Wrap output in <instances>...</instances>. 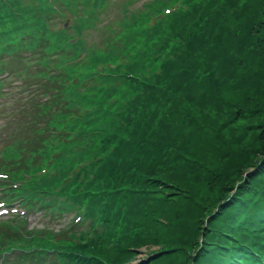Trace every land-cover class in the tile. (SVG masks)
<instances>
[{
	"label": "trees",
	"instance_id": "1",
	"mask_svg": "<svg viewBox=\"0 0 264 264\" xmlns=\"http://www.w3.org/2000/svg\"><path fill=\"white\" fill-rule=\"evenodd\" d=\"M224 4L233 6L223 2L222 5ZM208 15L207 12L200 14L201 26L208 21ZM254 15L259 16L257 13ZM251 17L252 14L248 17V25L239 22L236 26L233 21H228L229 17L216 26V18H213L195 36L192 34L190 40L184 39L188 43L184 47L182 45V54L175 56L169 71L164 70L161 79L157 77L153 82L142 83L145 92H150L146 96L144 107H150L153 114H156L162 104V95L159 93L167 96L166 99L171 103L168 107L174 102L173 94L181 96L182 100L172 105L171 117L158 125V132L151 133L155 141L144 162V170L135 178L128 197V201L137 202L143 195V199L149 204L147 206H151L148 230L135 241V246L140 243L144 246L154 244L158 246L159 254L141 264H184L197 246L201 247L196 260L193 259L194 264H235L230 242L237 240L236 236L243 232L245 223L253 220L258 222L255 225H259L262 224L260 219L264 220V213H250V209L245 217L240 218L243 203L247 202L248 189L264 174V167H260L262 170L259 173H254L256 177L245 182V197L242 200L233 197L234 202L224 201L217 211L216 208L212 209L213 203L222 201L221 196L216 199L215 196L219 193L227 164L238 159V155H232L226 161L225 144L219 141L217 145L213 137L221 133L224 138L232 139L236 131L232 130L229 136L230 129L227 128L228 132L225 133L226 126L239 120V113L248 106L244 113L250 110L251 117L246 127L252 133H257L258 141L264 146V123L256 119L252 110L262 109L264 106V23L254 31V27L251 29ZM179 21L183 28V19ZM170 30L167 41L178 38L175 19L170 22ZM205 47H208L206 51L196 54ZM156 57L158 58L157 54ZM188 58H193L190 69L183 66V61ZM215 67L227 70L222 80L210 77ZM252 78H257L253 84ZM169 80L175 83H172L173 88L165 84ZM49 87L53 86L49 85L48 80L42 90L47 92ZM250 90L261 94L262 100L249 94ZM57 99L58 96L46 103L50 105L46 110H37L30 117V124L35 128L31 131L33 149L46 140L51 117L61 113L54 109L55 106L59 107ZM257 101H262V104ZM253 104L257 106L253 108ZM223 113L227 116L223 117ZM36 120L38 122H34ZM246 141L247 138L237 143V147H243ZM203 145H210V152L201 153ZM257 162L258 159L254 160V165ZM144 184L147 187H143L141 192ZM144 188L148 189L143 191ZM260 191L264 195V187ZM260 200L257 201L261 202ZM254 206H250L251 210ZM256 206L259 207L258 204ZM260 211L263 212V209ZM211 212L214 213L207 219L205 229L202 230L200 245L199 221ZM157 250L150 253H156Z\"/></svg>",
	"mask_w": 264,
	"mask_h": 264
},
{
	"label": "rangeland",
	"instance_id": "2",
	"mask_svg": "<svg viewBox=\"0 0 264 264\" xmlns=\"http://www.w3.org/2000/svg\"><path fill=\"white\" fill-rule=\"evenodd\" d=\"M66 2H70V0H67ZM224 2L226 4H232L233 5L232 6L233 10L231 11V15L228 14L227 17H229L228 21H230V22L233 21L235 26L239 22L242 25H248V23H249L248 17H250L251 14H252V17H251L250 22H253V26L251 27V29L254 27L255 28L254 31H257L259 29V26L264 23V2H261V0H224ZM36 3H37V5H35ZM53 3L57 6L56 1L53 0ZM234 3H235V6H234ZM67 4L69 6H71V4H69V3H67ZM29 8H34L36 10V13L39 14V16L41 17L51 9V5L49 6L47 4L46 0H36V2L34 1L30 4L23 5L24 11L21 14H24L25 11ZM58 8L60 9V7H58ZM242 9H243V12H242ZM3 10H4L5 16L2 17L0 19V21L2 23H4L3 28L12 27V30H14L12 35H14L16 32H18V30L21 28V26L23 25V23L25 21H29V20L24 21L23 18L20 16L21 14L19 16L9 17L8 9H3ZM254 13H257L259 16H255ZM65 15H66L65 13H61V17H64ZM69 15L72 16V13H69ZM260 15H261V17H260ZM83 16H84L83 20H85L86 15H83ZM59 17H60V15L58 14L57 18H59ZM32 18H33V16H32ZM25 26H26V22H25L23 27H25ZM119 28H116L117 33L122 32V31H124L125 33H128L127 32L128 30H122ZM51 30L56 31L54 29V27ZM60 31H62V29L59 28L58 33H60ZM237 33H239V32H236V34ZM59 35H61V34H59ZM142 35L153 36V35L148 34L147 32H145V33L143 32ZM137 36H139V34ZM6 37L9 40L12 38L11 34H9ZM128 38H129V40L124 42L125 51H126L124 54L125 55L124 58H125V61H127V59H128L127 64L130 65L131 67H133L134 69H140L141 67L147 66L148 65L147 62L142 61V60L147 58L146 52L151 51V49H147L148 47L146 48L144 46H141L140 51L138 53L134 54V55H137L136 59L127 58V52L131 48L128 49V48H126V46L132 44V42H130V40L131 39L133 40V37H130V35H129ZM136 39L139 40V37H136ZM88 43L91 44L90 41H88ZM158 43H160V44H157V45L162 46L164 44V41H159ZM87 49L89 51L88 56H87L88 60H92L93 62H101L103 60V56L100 54V53H103V51H96L95 53H93V52H91L92 46H90V45H88ZM139 54H141V56H139ZM117 58H113V61L116 60ZM121 65H123V64H121ZM121 65H119V66H121ZM125 66H126V64H125ZM91 67L92 66H90V64L88 62H87V64L82 66L83 71H80V69L76 66L74 72L75 71L78 72V69H79V73L77 74V78L80 79V81H81L85 75V71L88 72L87 69H90ZM96 69H100L99 71H101L102 68L98 66ZM96 69L91 71L92 73H90V72H88V73H90L91 76L96 78V81H93L92 83L96 82V84H99L100 80L104 81L107 79V77H104L103 75L100 76L99 71ZM226 71L227 70H222L219 67H215V69L211 73L210 77L215 76V77L219 78L220 80H222L224 75H226ZM80 81L78 82V84H76L74 87L71 88L70 92L72 95H74L78 89L92 84V83L82 84ZM255 81H257V78L251 79L252 84ZM99 87H101L102 91H100V93H97L95 97H91V99L89 101V103H91L90 107L93 104L97 105V110H95V111L90 110L88 113H84L83 116L79 119V121H81V123H83L85 125H87L89 123L98 124L100 127L105 129V128H107V126L108 127L110 126L111 121L109 120L108 115L100 114V111L102 109L100 107L103 105H115L116 101L113 102L111 97L109 98L108 96H110L112 94H118L120 92L116 90L117 86L115 88L114 84H112L111 86H108V82H105L103 84L101 83V86H99ZM143 93H145V92L140 93V95H142ZM129 94H130V92L123 91L122 92L123 99L127 98L129 96ZM249 94L253 95L256 99H260L261 97H263L259 93L255 94V92L253 90H250ZM260 100H262V99H260ZM257 102L260 105L262 104L261 103L262 101H257ZM256 106H257V104H255V105L253 104V108H255ZM248 108H249L248 106L243 108L241 113H239L240 114L239 120L235 121L234 123H231V124L228 123L227 124L226 129H225V133L228 132L227 128L230 129V131L228 133L229 136L232 134V130H235L237 132V133L236 132L234 133L232 139L224 138L223 134L217 132V129H215L216 134H218V133L219 134L217 137H213V141L217 142V145L219 144L218 143L219 141H221L225 144V148H224L225 155H224V157L227 156L225 160L229 161V158H231L232 155H238V159L234 162L230 161L229 164H227L225 172L222 174L223 178L221 177L223 182L219 186V193L215 196V199L218 196H221L223 199L222 198L220 199V200H222L221 202L213 203L212 205H214V206L212 209H214V208L217 209L222 203H224V201L234 202V200L232 198L237 197L236 196L237 192L240 193L241 199H243L245 197L243 194L245 182H248L250 178L256 177L254 175V173L255 172L259 173V171L262 170V168L264 167V162H262V161H264V146H262L261 142L258 141L257 133H252V131H250L251 129L246 127V125L249 124V120L251 117L250 110H248L247 113H244V111ZM250 108H252V105L250 106ZM252 110H253V115L256 117V119H258L261 123H264V106L262 109L257 108V109H252ZM226 116H227V114L223 113V117H226ZM245 117H249V118L246 119ZM74 121H76V120H74ZM246 130H249V131H246ZM246 138H247V141L245 142V145L243 147H241V146L237 147V143H239L241 141L243 142ZM71 145H73V144L68 143V144L64 145L63 151L65 153L72 152L74 148L71 147ZM209 146L210 145H203L201 148V153H203L204 151L210 152L211 148H209ZM56 148H58L57 142H54L51 146H48L47 150H46L45 157L49 156L54 151V149H56ZM208 155H211V154H208ZM211 158H213V156H211ZM256 159H258V162L254 165V160H256ZM260 162H262V163L259 164ZM73 164H75V163L73 162ZM260 167H262V168H260ZM34 171H36V169L27 171L28 173H26V175H25V181L22 182L23 186L28 187V188L31 187L29 184V180L32 179V176H35L36 178L38 176H40L37 173H33ZM44 172H49V171H44ZM49 174H53L52 179H48L46 177L43 178V183H44L43 185L46 186L47 189H51V187H49L50 184L53 186L58 181H60L62 179L63 171L59 170L57 167L54 166L51 168ZM262 187H264V176L262 179L259 176L254 181V184L251 186V188L249 187V189H248V195L246 197L248 199H247L246 203L249 204V207L257 199H261L260 200L261 202H258V205H259L258 209L262 210V202H264V201H262L263 197H260V194H261L260 188H262ZM48 193H50V194L60 193V190L49 191ZM214 194H216V193H214ZM249 194L251 196H255V197L253 199H251V196H249ZM63 199H68V197L63 198ZM256 204H257V202H255V205ZM238 209H241V208L239 207ZM72 213L75 214V212H72ZM211 213H209L208 215L210 216ZM241 216H242V218L245 217V215H241ZM5 217L6 216H3L2 219H4ZM208 217L206 215L202 220L199 221V223L201 225L200 226V229H201L200 233H201L202 237H203V231L202 230L205 229V226L207 223L206 221H207ZM37 221H38L37 218L36 219L30 218V222L34 223V224H31V226L37 227L39 229H43L42 225L35 224V222H37ZM60 221H61V223H67L68 222L67 218H65V217L62 218ZM248 223H250L251 226H256L255 224L258 222H253V220H251ZM245 225L247 227V223H245ZM245 229H247V228H245ZM262 229H264V226H262ZM262 235H264V232H262V234H259L258 237H261ZM193 244H190V247H193ZM200 245H202V243H200ZM200 247L201 246L194 247V250L191 252V257H190L191 259H189L187 264L192 262L193 259L196 260L197 253H200ZM156 249H157V245L151 244V245L144 246L140 243L139 245H137V247L132 248L131 251L133 253H132L131 258H126L121 264H140L141 262H143V260L145 261L147 259V257L150 256L149 253L151 251H155ZM156 253L159 254L158 250L156 251ZM103 254L105 255V253H103ZM113 254L114 253H112V252H108V253H106V256L109 258L112 255V259L115 260L116 258H115V256H113Z\"/></svg>",
	"mask_w": 264,
	"mask_h": 264
}]
</instances>
